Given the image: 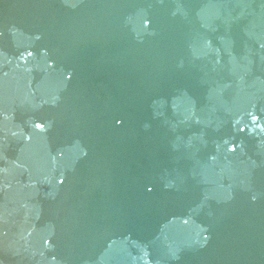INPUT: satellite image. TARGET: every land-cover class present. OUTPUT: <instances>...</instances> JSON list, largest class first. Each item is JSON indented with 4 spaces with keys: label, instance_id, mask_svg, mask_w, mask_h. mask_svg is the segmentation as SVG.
<instances>
[{
    "label": "bare ground",
    "instance_id": "6f19581e",
    "mask_svg": "<svg viewBox=\"0 0 264 264\" xmlns=\"http://www.w3.org/2000/svg\"><path fill=\"white\" fill-rule=\"evenodd\" d=\"M35 1L0 0V194L7 193L3 199L0 196V254L5 258L1 264L196 262V247L190 252L187 239L193 232L198 238L202 232L204 235L210 222H202L196 230L191 214H184L171 223L162 219L163 207L154 199L164 196L163 180L169 175L165 167L179 175L172 164H176L174 158L181 159V151L191 158L199 150L200 157L210 141L205 136L212 126L199 124L191 130L189 125V148L186 141L180 143L171 134L161 141L162 126L154 125L158 107L152 104L154 97L146 94L144 99L138 97L137 102L119 107L118 118L119 111L109 107L103 97L94 91L82 92L83 79L79 86L63 60L52 57L49 69L45 62L49 36L38 35L42 27L38 13L43 9ZM133 22L139 24L136 18ZM156 38H146L148 65L142 68V57L135 71L125 73L123 87L130 93L150 90L149 78L159 54L152 46ZM193 54L199 67L190 71L194 74L191 80L202 82L200 47L188 44L186 61L190 63ZM92 80L94 84L88 87L101 85L94 77ZM194 81L187 117L190 109L192 116L201 105L204 110L199 93L194 92ZM183 83L187 88L186 80L178 81ZM42 84L46 102L57 103V109H49L44 116L50 118H46L47 127L41 122ZM215 98L212 102L209 95L206 106L216 104ZM135 122L136 132L131 130ZM126 125L128 132L124 131ZM184 176L179 181L185 186L188 180ZM86 180L89 182L82 186ZM41 183H47V190ZM190 186L188 183L184 191ZM184 224L191 228H183ZM153 246L162 248L158 255L150 254L148 248Z\"/></svg>",
    "mask_w": 264,
    "mask_h": 264
},
{
    "label": "water",
    "instance_id": "95a60500",
    "mask_svg": "<svg viewBox=\"0 0 264 264\" xmlns=\"http://www.w3.org/2000/svg\"><path fill=\"white\" fill-rule=\"evenodd\" d=\"M34 4L43 9L38 13L42 21L38 35L42 33L46 39L49 36L50 41L45 62L49 64L52 57L63 60L78 85L83 79V93L94 91L117 111L123 105L137 102L138 97H154L152 104L158 107L154 125L158 129L162 126L158 139L164 141L171 134L180 143L186 141L187 148L189 125L191 130L199 124L212 126L205 136L210 141L205 143L206 149L200 157L199 150L191 158L181 151V159L174 158L176 164H172L179 169V175H173L165 167L169 175L168 180H163L164 196L158 195L160 199L154 201L163 207L162 219L171 223L184 214H191L196 230L202 222L204 225L210 222V230L204 235L198 232V238L193 232L187 239L186 248L189 242L190 252L196 247L197 264H215L216 259L219 264H261L264 260V0H36ZM135 18L139 24L133 22ZM148 35H157L152 46L159 54L149 78L150 90L136 95L123 87L125 73L135 71L142 57V68L148 65L149 51L145 47ZM188 44L199 45L203 59L199 69L204 81L192 80L204 110L201 105L192 116L190 109L187 117L194 76L190 71L199 67L194 54L190 63L186 61ZM48 67L52 68L50 64ZM92 77L101 84L99 87H88L94 84ZM179 80H186L187 88L185 83L178 84ZM42 87L41 122L47 127L46 118H50L44 116L49 109H57V103L46 102L47 92L43 84ZM209 95L212 102L216 97V104L206 106ZM149 106L152 108L151 102ZM131 130L136 132V122ZM124 131H129L128 125ZM139 135L145 137L143 133ZM213 137L217 138L216 142ZM182 176L191 184L186 192L188 183L184 186L179 181ZM88 182L84 181L82 186ZM40 186L44 190L48 188L47 183ZM6 194L2 191L1 199ZM184 227L191 228L188 224ZM237 241L238 247L241 246L239 260ZM148 249L151 255H158L162 248ZM4 259L0 254V264ZM196 262L193 259L192 264Z\"/></svg>",
    "mask_w": 264,
    "mask_h": 264
}]
</instances>
